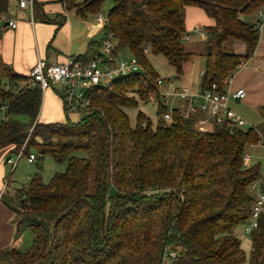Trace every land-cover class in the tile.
I'll return each instance as SVG.
<instances>
[{
	"label": "trees",
	"instance_id": "16d2710c",
	"mask_svg": "<svg viewBox=\"0 0 264 264\" xmlns=\"http://www.w3.org/2000/svg\"><path fill=\"white\" fill-rule=\"evenodd\" d=\"M62 1L88 18L97 16L106 0ZM111 1L104 37L113 34L114 56L126 58L122 52L128 50L143 71L90 89L79 121H71L65 110L64 123H40L42 90L0 54V112L5 111L0 150L10 149L9 156L22 150L28 158L34 154L39 168L46 157L67 164L48 183L36 174L20 190L16 206L6 205L15 216L16 236L29 228L32 244L27 251L4 249L1 257L12 264H247L235 231L245 229L253 212L251 187L262 168L246 166L244 156L251 145L264 143V122L261 130L224 124L202 132L195 127L198 117L184 119L179 109L165 120L169 108L159 96L160 76L149 57L164 56L176 77H183L195 57L184 46L187 9L200 8L215 21L205 28L201 90L216 85L225 93L238 67L255 53L259 23L247 19L264 0ZM11 2L0 0V18ZM238 41L247 45L244 55L232 50ZM102 45V39L91 41L76 59L91 62ZM151 96L158 104L157 123L139 111L132 125L127 110ZM261 114L264 120V107ZM250 238L248 264H264V214Z\"/></svg>",
	"mask_w": 264,
	"mask_h": 264
},
{
	"label": "crops",
	"instance_id": "0c3cea01",
	"mask_svg": "<svg viewBox=\"0 0 264 264\" xmlns=\"http://www.w3.org/2000/svg\"><path fill=\"white\" fill-rule=\"evenodd\" d=\"M7 16L18 22V27L13 29L8 23L2 26L0 54L7 65L17 74L25 77L31 76L35 65L40 60H45L50 64L65 63L70 58L76 59L83 56L91 41L104 38L103 27L97 24L96 16L79 17L74 10H68L62 0H34L32 13L29 9L20 8L17 0H12ZM247 20L262 23L264 6ZM214 25L215 21L209 18L202 9L196 7L187 9V41L193 33L200 34L203 39H207L205 28ZM232 50L236 54L244 55L247 45L238 41L234 43ZM122 56L130 57L129 54ZM204 70L205 67L201 70V74ZM201 81L202 77L199 88L190 90L189 83L184 88L192 93L199 92ZM240 90L246 92V97L241 101L232 100L230 107L248 122L246 114L255 111L261 113L264 107V29L260 30V38L254 55L234 74L232 81L226 87L227 93H236ZM38 121L43 124L66 121L61 90L51 88L43 93ZM10 151V149L0 150V189L4 186L7 177L9 165L6 160L15 156H9ZM34 163L36 161L30 164ZM14 218L13 213L1 203L0 249L2 250L11 248V244L15 242Z\"/></svg>",
	"mask_w": 264,
	"mask_h": 264
},
{
	"label": "built area",
	"instance_id": "2783aa9c",
	"mask_svg": "<svg viewBox=\"0 0 264 264\" xmlns=\"http://www.w3.org/2000/svg\"><path fill=\"white\" fill-rule=\"evenodd\" d=\"M34 0H20L19 7L22 9H29L33 12ZM96 21L99 26L104 27L107 22V17L99 13L96 16ZM0 22L8 23L13 29L18 27V22L12 20L8 16H2ZM259 29H264V21L260 23ZM113 34H106L102 40V49L97 55L96 59L88 63H83L77 59L70 58L62 64H50L45 60H40L34 67L30 83L42 90L44 93L51 88H58L61 90L62 100L64 102L65 110L69 113L79 112L85 107L87 92L96 87L108 88L114 82L122 77L130 74L139 73L143 71V67L135 57L116 58L114 56ZM185 41L188 37L184 38ZM243 65H240L237 70H240ZM204 72L201 74L203 77ZM228 81V84L232 81ZM164 80L160 78L157 81V89L162 103L169 108L170 104L167 101L172 99L176 106H172L164 118L171 121L175 109L181 111L182 118L190 119L198 117L195 127L202 132H207L210 126L227 124L231 128H245L248 124L239 114H237L230 107L232 100L241 101L246 97V92L240 90L236 93H219L217 86L213 85L212 89L201 90L192 93L187 89H176L171 93L164 94L161 92V86ZM150 101H156L155 96L150 97ZM173 104V103H172ZM171 104V105H172ZM264 148V143H260ZM255 145H251L248 149L252 150ZM23 150L14 157L9 158L6 163L12 167L14 171L17 163L15 158L21 160ZM34 154L30 155L28 162H35ZM253 162L252 156L247 152L244 156V164L250 166ZM264 171V170H263ZM258 180L251 187L252 192H255V203L250 221L245 225L244 233L246 236L251 235L252 231L258 227L259 218L264 214V172ZM8 188V182L0 189V205L3 196Z\"/></svg>",
	"mask_w": 264,
	"mask_h": 264
},
{
	"label": "rangeland",
	"instance_id": "374dc122",
	"mask_svg": "<svg viewBox=\"0 0 264 264\" xmlns=\"http://www.w3.org/2000/svg\"><path fill=\"white\" fill-rule=\"evenodd\" d=\"M112 7V1L106 0L102 11L100 12L105 17H107V13L109 9ZM189 41H184V46L187 51L194 53L195 57L193 60L185 66V75L181 78L176 77V71L173 66H171L167 59L160 56L150 55L149 60L159 74L160 78L164 80L163 85L161 86V92L164 94L171 93L178 89H185L187 83H189L190 90L199 88L200 80H201V70L205 67V53H206V39H203L200 34H190ZM205 38V37H204ZM128 50H123L122 55H128ZM173 98L168 99L171 109L172 106H176L175 102L172 101ZM173 103V104H172ZM172 104V105H171ZM234 106V105H233ZM242 107V106H241ZM239 107V108H241ZM142 111L148 117L151 118L154 124L157 123L158 120V104L156 101H149L147 103L140 104L139 108L128 109L127 113L130 117L131 124L136 125V118L139 113ZM85 111L70 113V119L73 122L79 121L85 115ZM248 119L247 126L244 129H248L254 127L257 130H261V125L264 120L262 114L255 111L250 112V114L245 115ZM242 117V116H241ZM5 118V111L2 110L0 112V123ZM243 118V117H242ZM245 120V118H243ZM19 120L23 122H27L28 119L25 116L19 117ZM248 153L253 158V163H260L261 170H264V148L262 145H256L252 150H249ZM77 156L84 157L86 154L84 152L76 153ZM15 162L17 166L15 170H12L11 166L7 167V177L4 183L10 181L9 188L6 190L2 203L4 206L6 205H14L16 206V196L19 195L20 190L27 189L31 180L35 177L36 174H41L43 180L48 183L52 177L56 173H64L67 170V164H57L53 158L46 157L44 161L41 163V167H38V163L30 164L28 163V159L24 156L21 160L15 158ZM264 172V171H263ZM253 195H256L255 192H252ZM7 207V206H6ZM237 237L242 242V249L245 251L247 256V264L249 262L251 252H252V240L249 236H246L244 233V225L239 226L235 231ZM14 244V245H13ZM32 244V233L29 228H24L23 232L20 235L15 237V242L11 245L21 251H27ZM3 250L0 249V253ZM169 261V258L167 259ZM0 264H12L1 257L0 254Z\"/></svg>",
	"mask_w": 264,
	"mask_h": 264
}]
</instances>
